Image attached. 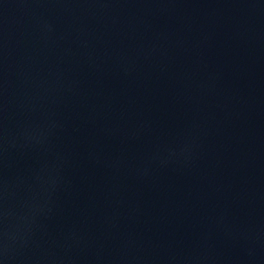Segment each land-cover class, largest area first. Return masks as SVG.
Wrapping results in <instances>:
<instances>
[{"label":"water","instance_id":"water-1","mask_svg":"<svg viewBox=\"0 0 264 264\" xmlns=\"http://www.w3.org/2000/svg\"><path fill=\"white\" fill-rule=\"evenodd\" d=\"M0 264H264V0H0Z\"/></svg>","mask_w":264,"mask_h":264}]
</instances>
